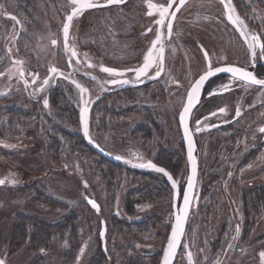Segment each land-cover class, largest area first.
<instances>
[{"label":"rangeland","instance_id":"obj_1","mask_svg":"<svg viewBox=\"0 0 264 264\" xmlns=\"http://www.w3.org/2000/svg\"><path fill=\"white\" fill-rule=\"evenodd\" d=\"M47 1L33 0V9L26 17L19 41H30L35 46V58L40 66L44 65L41 75L50 66L64 73L63 77L49 80L50 91L61 85L67 87L77 113L75 131L78 140L83 139L86 144L80 119L81 96L71 81L76 80L88 89L85 98L91 101L89 137L118 165L110 168L94 156L86 161L79 145L72 158L59 154L60 163L53 162L52 153L47 154L43 145L52 130L48 120H58L49 103L47 107L42 103L35 105L27 122L2 126L4 133L15 129L27 131L29 139L22 153L14 152L15 147L9 145L0 152V177L5 179L0 184V257L5 264H27L36 254L29 245L14 248L9 240L15 217L23 214L55 225L60 220H64L61 224L66 222L64 231L55 227L57 240L53 237L45 247H38V252L45 255L44 264H127L129 261L158 264L170 228L173 189L164 174L133 164L151 161L174 174L183 186L186 160L177 118L190 83L206 70L204 51L213 66L227 62L251 64L250 52L239 31L227 20L220 0H190L184 3L173 22L180 29L181 40H175V34L172 38L173 33L167 36L165 29L164 41L168 42L169 38L170 42L165 46L164 70L159 77H145L141 83L132 72L110 76L100 70L101 65L124 70L142 64L143 54L155 38V29L151 32L147 29L156 25L154 20L158 19L156 15H138L129 4H113L87 10L73 20L70 37L80 63L73 58L70 66L63 50L62 26L71 1L56 0L53 5H47ZM140 1L129 3L143 4ZM24 2L18 5V12L26 13L29 8L23 7ZM165 3L166 0L159 2ZM232 4L248 31L261 34L264 42V0H232ZM227 24L234 30L226 28ZM8 27V20L1 17L0 39ZM185 30H190V38H185ZM52 38L57 39L56 46L51 45ZM178 41L191 48L187 55L179 49ZM257 51L256 60H264ZM93 75L107 87L105 90L90 78ZM150 75H154V69H150ZM8 78L0 77V88L6 86L3 82ZM43 78H39L41 82ZM111 79L131 82L107 83ZM14 82L17 84L13 88L16 93L13 100L31 101L24 96L26 87L19 77ZM149 82L153 85L160 82L163 89L153 90V85L148 89ZM222 83L227 85L229 80ZM220 91L216 101L222 102L208 108L218 111L219 106L227 109L230 104L232 109L227 111L230 116L236 114L237 110H233L236 104L241 120L227 124L234 121L228 118L221 133L203 111L206 106L201 103L195 110L192 125L195 130L196 121H201L196 134L200 166L193 205L174 264H264L260 255L264 252V210L247 215L243 201L244 191L264 187V132L260 131L264 123V88L234 80L229 90ZM44 96L40 98L43 100ZM8 101L0 104V118L4 121L9 117L5 114L11 107ZM18 107L25 109L23 104ZM40 153L47 157L41 160ZM165 154L172 155V162L165 159ZM128 160L133 164L127 163ZM88 199L96 201L99 212ZM120 224L129 228L127 233L119 229ZM102 225L104 238L100 235Z\"/></svg>","mask_w":264,"mask_h":264},{"label":"snow or ice","instance_id":"obj_2","mask_svg":"<svg viewBox=\"0 0 264 264\" xmlns=\"http://www.w3.org/2000/svg\"><path fill=\"white\" fill-rule=\"evenodd\" d=\"M125 0H106L105 4L99 3V0H71V12L66 16V20L62 26L63 32V50L67 55L69 65L71 66L73 58L78 57V52L76 50L74 40L70 37V29L73 26V20L75 18L83 15L87 10L106 7L108 5L113 4H122ZM148 16H153L154 14L158 16V19L154 20V23L158 25L155 31V38L150 41V46L147 48V51L143 54V62L142 64L129 69L118 70L111 67H105L103 65L100 66V70L109 74L110 76H124L126 72H132L135 75V79L141 83H143V78L147 77L149 79H155L161 75V72L164 70V39H165V29L167 32V36L172 35L173 31V20L176 18L177 11H179L180 7L185 3V0H179V4H176L175 10L173 9L174 0H168V3L165 4H156L153 3L152 0H146ZM220 3L223 5L225 10V15L227 20L231 22L236 27V30L239 31L241 37L244 38V42L247 45V48L250 52V58L255 64L258 49H259V57L260 59H264V42L261 40V34L250 33L247 29V25L244 20L239 16L236 12L235 6L232 4V0H220ZM10 19L16 21V23H20L16 16H10ZM148 32L152 31V28L149 27L147 29ZM146 34V33H145ZM50 43L53 46H56L58 41L55 38L50 39ZM10 51V50H9ZM87 57V54H84ZM205 59L207 60V67L203 74L199 75V78L195 80L194 83L190 85V89L187 91V102L183 104V110L179 113V121L184 129L185 137L188 141V158L191 162V175L187 178V187L183 188L177 179H174L173 176L168 173L164 168L157 167L151 161L146 163H137L133 164L132 160L126 161L129 164H133L134 167L141 168H152L155 171L164 174L167 179L171 182L172 189L176 190V195L180 196L182 193V206L177 207V211L175 213L174 223L171 224V234L168 237V243L163 252V260L162 264H173V258L177 254L178 246L181 244V237L184 235V226L188 217L189 209H190V193L194 188V180L196 176V158L193 155L194 145L191 133L189 131L188 120L191 116L193 109L197 106L201 99L202 90L206 82H208L212 77L217 76L220 73H225L230 75L229 84L221 85V88L224 91L229 90V85L234 80H239L248 85L260 86L264 88V79L257 78L256 74L252 71H249L247 67L243 66H234L225 64L224 66L214 67L213 62L208 57L207 51H204ZM14 65H21L16 69V72L13 73L10 70V76L18 74L20 80L24 81L25 87L29 85L28 80L25 79V70L22 67L23 61L16 60L13 62ZM76 63H80L79 59H76ZM89 67H93L91 63L88 64ZM150 69H154V75H150ZM49 76L43 80V85L49 84V80L55 77H63L64 73L56 66H50L48 68ZM4 73L0 72V76H3ZM33 75V83L36 82V74ZM85 75H90L85 73ZM67 79L68 77H64ZM92 80H95V76H90ZM131 81L127 79H111L107 81L110 84H128ZM72 84L79 90L81 96L82 107L80 109V119L83 125L84 135L89 136V105L91 103L90 99H86L85 96L88 93V89L84 87L81 83L76 80L71 81ZM220 94L216 89L208 92V96L212 97L214 95ZM45 107L48 106V101L44 100ZM219 113H224L225 109L220 108L218 110ZM217 113H211L212 116H215ZM239 108H237L236 115L240 116ZM201 121H196V131L199 132ZM261 132H264V127L260 128ZM117 159H121V157H117ZM4 181L0 180V184H3ZM89 203L93 208L99 212V205L95 200H89ZM237 233H239V227L236 229ZM101 237L104 236V232L100 233ZM185 248L187 245L184 246ZM231 247V245H229ZM83 252V249H81ZM261 257L264 258V252H262ZM189 262H191L192 257L191 254H188ZM0 264H5L4 260H0Z\"/></svg>","mask_w":264,"mask_h":264},{"label":"flooded vegetation","instance_id":"obj_3","mask_svg":"<svg viewBox=\"0 0 264 264\" xmlns=\"http://www.w3.org/2000/svg\"><path fill=\"white\" fill-rule=\"evenodd\" d=\"M21 1H23V0H21ZM21 1L20 0H0V18L4 17L9 22V27H8V30L6 31V35L2 39H0V72L4 73L3 76H9V78H8L9 80L8 81L5 80V82H3V86L4 85H6V86L0 88V104L6 103V99L9 100L7 103H8V105H11V107L8 108L7 111L5 110L6 111L5 114L6 115L8 114L10 118L12 117V115L10 114V113H12L11 110L15 114L18 105L23 104V108L27 107L25 105V103H27V104L35 103L36 105H39V104L42 103V105H43L45 99L48 101V95H49V89H50V81H49V84L43 85V80L45 78H48L49 73L47 72L46 74L43 73L41 75V71L44 70V65L41 64V66H40L39 65L40 62L37 61L36 58H35L34 50H33V48L35 46L30 41H19V37L22 34L23 27H24V25L26 23L25 22L26 17L27 16L29 17V15L31 14V8L33 9V5H32L33 0H24L25 2L22 3L23 7L25 6V9H27L28 6H29V8L26 10V13H24V12L22 13V11L18 12L17 7H18V5H21L20 4ZM69 1H71V0H69ZM145 1L146 0H141L140 1V2H143V4H141V3L140 4H138V3L136 4V3H129V2H133V0H125V2L120 4V5L129 4L131 6V8H134V9L136 8V11H137L138 15L145 17V16H148L147 15L148 8H147V4L145 3ZM187 1H190V0H185V2H187ZM55 2H56V0H48L47 1V5H50V4L53 5ZM105 2H106V0H104L103 2H99V3L103 4ZM152 2L159 5L160 0H152ZM167 3H168V0H166L165 5ZM134 4H136V5H134ZM176 4H179V0H174V4H173V9L172 10H175ZM183 5L180 7V9L183 7ZM70 11H71V8L68 10L67 15L69 14ZM178 12L179 11H177V13ZM220 15H222V14H219V16ZM10 16H16L17 19L20 21V23H16V21H13L12 19H10ZM153 16H155V14ZM153 16H148V17H153ZM175 20H177V18H175L173 20V22ZM150 27H151V25H150ZM157 27H158V25H154L151 28L155 29L154 31H156ZM176 27H177V25L176 24L174 25V23H173V30ZM226 28L232 29V31L234 30V28L231 27L229 24L226 25ZM169 42H170L169 40H168V42L166 41L165 43H167V45H165V43H164V45L168 46ZM62 44H63V33H62ZM16 60L23 61L22 67L25 70V79L28 80V82H29V85L26 87V89H24L25 90L24 92L26 93V94H24V96L26 98L29 97L31 101H29V100L24 101L23 99H21V100L16 102V100H13L15 98V96H16L15 89H13V88L17 84L14 81H15L16 77H18V74L10 76V70H11V72L15 73L16 69L18 67H21V65H14L13 62L16 61ZM227 63H232V62H227ZM220 64H225V63H219V64H216V65H220ZM233 64H237V65H241V66L247 67L248 69L253 70L254 73L258 77H264V60H256L254 65H253L252 62H251V64H248V65L239 64V63H233ZM46 65H47V63H46ZM216 65H214V66H216ZM30 73L31 74H36V82L35 83L32 82L33 81V75L28 77V74H30ZM41 76L44 77L42 79V82L39 79ZM93 76H95V75H93ZM0 77H2V76H0ZM217 78H221L222 81L220 80L219 82H217L218 81ZM228 80H230V75L229 74L220 73L217 76L212 77L208 82H206V84L204 86V89L202 91V94H201V99H200L199 103L197 104V106L193 109V112H192L191 117H190V127H191V130H192L193 135L195 137L196 144H197L198 173H199V166H200L199 165L200 158H199V147H198L197 135H196L197 131L193 128L194 126H192L193 123H194V119H195L194 113H195V110L197 109V107L200 106L201 103L204 106H206L205 110H203V111L206 113V116L209 117L208 119L211 120V124L214 125L215 128L219 129V131L221 133H222V128L226 129L225 121L228 120V118H230V119L234 118V121L230 122V123H227V124H232L234 122H237V121L241 120V116H237L236 114L229 116V114H227V111L229 109H232L230 107V104H228L229 108H227V109H226V107L219 106L220 108L222 107V108L225 109L224 113H219L217 110L213 111V109H209L208 108V106L211 105V104L222 102V101H220V99L216 101V99L218 98V97H216V95H214L212 97H209L208 96V92L212 91L213 89H216L217 92L221 94L222 92L220 91L221 90L220 87H221V85H223L222 82H226ZM20 81H21L22 86L25 87L24 81L23 80H20ZM94 81L97 82L98 85L100 84V87L103 90H105L107 88L106 86H104L103 84L98 82L99 80L97 79V77H96V79ZM237 81H239V80H237ZM240 82H242V81H240ZM7 84H8V86H7ZM148 85H149L148 89H150V87L153 84H151L149 82ZM217 88H220V90L217 89ZM151 89L159 90V92H160L163 89V87L161 86L160 82H157L156 84H154L152 86ZM153 94H155V91L153 92ZM41 95H45L44 96L45 98L43 100L40 98ZM217 95H219V94H217ZM237 101H235V103H237ZM235 105L233 107L234 108L233 110H237V107ZM33 107H35V105L34 106L31 105V108H33ZM212 111L217 113L215 115V117L211 115V113H213ZM225 115H227V117ZM13 122L16 123V121H13ZM13 122H12V124H13ZM177 122H178V119H177ZM7 124L8 125L10 124L7 119H5V121H4L3 119L0 118V152L2 150H4L3 149L4 146L9 145L10 147H12V146L15 147L14 148L15 149L14 152H21L22 153L24 150H26L24 145H26V142L29 139V133L27 131L21 132V131H19L17 129H15L13 132L4 133L2 131V126H6ZM16 125H17V123H16ZM260 127L261 128L264 127V123ZM19 146H21V147L19 148ZM183 148H184V146H183ZM6 154H8V153H6ZM184 156H185V153H184ZM185 160H186V158H185ZM186 173H187V163H186ZM171 175L173 176V178H175L174 174H171ZM0 178L3 179L2 177H0ZM197 179H198V176H197ZM3 181L5 183V179H3ZM184 182H185V180H184ZM183 186H184V183H183ZM193 201H194V199H193ZM192 205H193V203H192ZM190 211H191V209H190ZM189 215H190V213H189ZM188 219H189V216H188ZM171 220H172V218H171ZM185 231H186V229H185ZM104 234H105V230H104ZM184 235H185V233H184Z\"/></svg>","mask_w":264,"mask_h":264},{"label":"trees","instance_id":"obj_4","mask_svg":"<svg viewBox=\"0 0 264 264\" xmlns=\"http://www.w3.org/2000/svg\"><path fill=\"white\" fill-rule=\"evenodd\" d=\"M68 95L69 94L67 92V87L65 88V86L63 85H61V87L60 86L54 87L51 89V91L49 89L48 103L50 106H53V108L55 109L54 112L57 115L58 120L57 121L55 120L56 122L52 120L49 121L47 119L48 117L45 116L46 120H48V124L49 123L50 125L52 124L51 126L52 130L49 132V134L46 135V141L45 144H43L47 154L52 153L53 156L52 159L54 160L53 162L59 164L60 163L59 162L60 156H58L59 154L68 157L71 155L70 158H72V155L74 153H77L78 149L76 148L77 145H79L81 156L83 158L85 157L86 161H90L87 159H89L90 156H94L98 159V162L100 164H106L107 166H110V168L117 167L118 164L115 163L111 158L104 157L98 154L97 152H95L94 149H92L88 144H86L83 139L78 140L79 136L75 131L77 127V119H76L77 113L75 108H73V105L71 104V101L69 99L70 95L69 96ZM119 100L121 101V99ZM29 105L34 106L36 104L29 103ZM31 111L32 108L28 106L25 109H22L21 107H17L15 114L11 110V112L13 113V114L10 113L12 117L7 118L8 122L10 123L9 125H13L12 124L13 121H16V123L27 122L28 119L32 116ZM66 124L72 129L68 128ZM8 128L9 131L12 130L10 129V127ZM149 142L154 143L153 140H150ZM39 155L41 160L43 159V157L44 159L45 157H47L43 153L42 154L40 153ZM171 156L172 155L165 154L164 157L168 161L172 162ZM41 196L43 197L45 195L41 194ZM48 199L51 201V197L48 196ZM243 201L247 207L246 209L247 215L252 213L253 216L261 213L264 210V187H258L252 191H244ZM47 221L48 220L41 221L37 219H32L30 216L28 217L27 215H23V214H18L15 217V220L13 221V227L11 229V233L9 237V240L11 239L12 241L13 247L18 248L22 245H29L32 251H36V254L27 264H44L45 255L44 253L38 252V247L39 246L45 247L44 245H47L50 242L51 238L53 239V237H55L54 239L57 240L58 236L56 235V230H54L56 226H58L57 229L59 231H64L66 227V222L65 224H61L64 220L63 221L60 220V222H58L56 225ZM119 229L121 231H124L125 233H127L129 230V228L125 227L124 224H120ZM127 264H132V262L129 261ZM141 264H145V262Z\"/></svg>","mask_w":264,"mask_h":264},{"label":"water","instance_id":"obj_5","mask_svg":"<svg viewBox=\"0 0 264 264\" xmlns=\"http://www.w3.org/2000/svg\"><path fill=\"white\" fill-rule=\"evenodd\" d=\"M105 3H106V2H105ZM105 3H103V4H105ZM70 12H71V11H70ZM70 12H69V14H70ZM225 64L234 65V66H241V65H237V64H233V63H225ZM225 64L216 65V66H214V67L224 66ZM243 67H244V66H243ZM247 69H248V68H247ZM248 70L254 72L253 70H250V69H248ZM201 74H203V72H202ZM201 74H199V75H201ZM199 75H198V76H197V77L191 82V84L194 83L195 80L199 78ZM256 76H257V75H256ZM257 78H259V79H264V77H258V76H257ZM136 84H139V83H136ZM191 84H190V85H191ZM190 85H189L187 91L190 89ZM123 86H124V85H123ZM187 91H186V95H185V99H184L183 104L187 102ZM202 91H203V90H202ZM183 104H182V106H181V108H180V110H179V112H178V118H177V119H178L179 130H180V133H181V139H182V142H183L184 153H185V158H186V163H187V173H186V176H185V182H184V186H183V188H186V187H187V178L191 175V162L189 161V158H188V141H187V139H186V137H185L183 126L181 125V123H180V121H179V113L183 110ZM190 117H191V116H190ZM190 117H189V120H188L189 131H190V133H191L192 140H193V145H194V152H193V155L195 156V158H196V162H197V164H196V169H197V170H196V176H195V180H194V188L192 189V192L190 193V198H191L190 209H191V207H192V203H193V199H194V194H195L196 184H197V176H198V155H197V144H196L195 137H194L193 132H192L191 127H190ZM89 121H90V120H89ZM83 135H84V131H83ZM84 138H85L87 144H88L92 149H94L98 154H100V155H102V156H104V157L110 158V156L107 154V152H105V151L102 149V147H101L99 144H97L96 142H94L89 136L86 137V136L84 135ZM174 179H175V178H174ZM0 180H3V179L0 178ZM89 200H93V199H88V202H89ZM182 204H183L182 193H181L180 196H177V195H176V190L173 189L172 220H171V223H170V228H169V231H168V234H167V237H166L165 243H164L163 248H162V251H161V255H160V258H159L158 264H162V260H163V252H164V249H165L166 246H167V243H168V237H169L170 234H171V224L174 223V220H175V213H176V211H177V207H178V206H182ZM190 209H189V213H190ZM189 213H188V216H189ZM187 220H188V217H187ZM187 220H186V223H185V226H184V233H185V229H186V225H187ZM104 230H105V227H104V225H102V227H101V232H104ZM101 232H100V233H101ZM183 237H184V235L181 237V242H182V240H183ZM101 238H104V236L101 237ZM180 245H181V244H180ZM180 245L178 246L177 253H178V250H179V248H180ZM176 255H177V254H176ZM175 257H176V256H175ZM175 257L173 258V263H174ZM0 260H2V259L0 258Z\"/></svg>","mask_w":264,"mask_h":264},{"label":"bare ground","instance_id":"obj_6","mask_svg":"<svg viewBox=\"0 0 264 264\" xmlns=\"http://www.w3.org/2000/svg\"><path fill=\"white\" fill-rule=\"evenodd\" d=\"M183 31V30H182ZM180 32V29H176V28H174V30L172 31V33H173V35H172V38H173V36H174V34H175V40H181V37H179V35H178V33ZM185 32H186V35H185V38H190V36H189V32H190V30H185ZM188 34V35H187ZM168 40H169V38H168ZM229 41V40H228ZM178 44L179 43H181L180 44V50H182L183 51V53H184V55H187L186 53L189 51V50H191V48L186 44V43H184V42H177ZM179 50V51H180ZM183 55V54H182ZM183 55V56H184ZM180 56V55H179ZM181 57V56H180ZM180 60V59H179ZM103 149V148H102ZM104 150V149H103Z\"/></svg>","mask_w":264,"mask_h":264}]
</instances>
